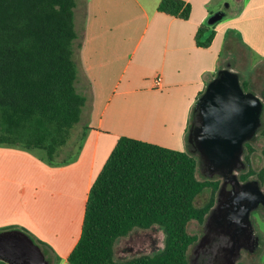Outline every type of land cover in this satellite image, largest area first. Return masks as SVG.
Instances as JSON below:
<instances>
[{"label":"crops","instance_id":"0c3cea01","mask_svg":"<svg viewBox=\"0 0 264 264\" xmlns=\"http://www.w3.org/2000/svg\"><path fill=\"white\" fill-rule=\"evenodd\" d=\"M182 1L185 20L157 11L159 0H76L75 86L85 102L72 153L48 163L42 152L0 145V264H69L87 191L115 140L179 149L189 111L230 71L227 59L219 65L222 50L245 54L250 66L264 57V0ZM200 25L214 31L205 48L194 40Z\"/></svg>","mask_w":264,"mask_h":264},{"label":"trees","instance_id":"16d2710c","mask_svg":"<svg viewBox=\"0 0 264 264\" xmlns=\"http://www.w3.org/2000/svg\"><path fill=\"white\" fill-rule=\"evenodd\" d=\"M75 4L76 0H0V145L42 150L48 163L66 162L71 156L65 149L85 102L75 86ZM157 11L185 20L189 7L182 0H159ZM213 34L211 26L200 25L194 40L205 48ZM261 115V166L252 169V148L245 144L247 169L239 175L242 180L252 175L264 178V106ZM217 188V179L196 176V159L189 152L120 136L90 183L79 237L66 260L188 264L187 251L198 236L187 225L203 223ZM202 193L203 201L196 204ZM152 225L162 232L160 248L112 259L117 238Z\"/></svg>","mask_w":264,"mask_h":264},{"label":"rangeland","instance_id":"374dc122","mask_svg":"<svg viewBox=\"0 0 264 264\" xmlns=\"http://www.w3.org/2000/svg\"><path fill=\"white\" fill-rule=\"evenodd\" d=\"M226 50L220 53L219 65L225 64L227 59L230 71L208 85L200 101L193 105L188 113L186 141L179 142L177 149L195 157L198 178L218 180L214 205L203 223L198 225L192 221L187 225V230L198 236L187 251L188 264H264V178L258 180L252 175L242 180L239 177L247 169L243 160L245 144L252 148V169L257 171L261 166L259 130L263 122L264 57L257 58L250 66L245 54ZM246 57L249 59L250 56ZM240 79L246 83L244 89ZM226 84H231L238 94L252 98L254 108L238 124L235 132L210 137L211 124L207 121L210 103L220 107L226 98L237 106ZM64 178L68 182L72 180L68 174ZM204 197L202 193L195 203L200 204ZM162 239V232L155 225L147 229L133 228L115 240L112 259L119 261L153 252L161 247Z\"/></svg>","mask_w":264,"mask_h":264},{"label":"flooded vegetation","instance_id":"af4514ba","mask_svg":"<svg viewBox=\"0 0 264 264\" xmlns=\"http://www.w3.org/2000/svg\"><path fill=\"white\" fill-rule=\"evenodd\" d=\"M227 91L234 97V101L237 106H235L234 102L230 99L224 98L221 102L220 107H214L212 103H210V108L208 109L209 116L207 121L210 126V137L215 136H226L232 132H235L238 124L243 120V118L247 117L251 110L254 108V100L252 98H246L236 91L231 84H226ZM216 97V96H215ZM214 97V98H215ZM220 97V96H219ZM229 104L232 110L235 112V116L232 121H226L227 116L225 111L223 110V104Z\"/></svg>","mask_w":264,"mask_h":264},{"label":"water","instance_id":"95a60500","mask_svg":"<svg viewBox=\"0 0 264 264\" xmlns=\"http://www.w3.org/2000/svg\"><path fill=\"white\" fill-rule=\"evenodd\" d=\"M219 17V15H214L209 19V22H212L213 20L217 19ZM223 110L225 111V114L227 116L226 121H232L234 116H235V112L232 110V108L230 107L229 104H223L222 106Z\"/></svg>","mask_w":264,"mask_h":264},{"label":"built area","instance_id":"2783aa9c","mask_svg":"<svg viewBox=\"0 0 264 264\" xmlns=\"http://www.w3.org/2000/svg\"><path fill=\"white\" fill-rule=\"evenodd\" d=\"M151 86L153 87V88H160L161 87V85H160V77L158 76V75H156V76H154L153 78H152V80H151Z\"/></svg>","mask_w":264,"mask_h":264}]
</instances>
